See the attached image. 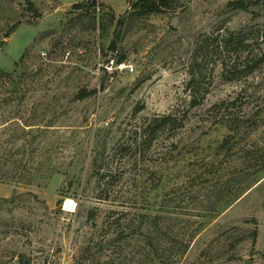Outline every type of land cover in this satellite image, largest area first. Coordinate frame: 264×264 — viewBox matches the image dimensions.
I'll list each match as a JSON object with an SVG mask.
<instances>
[{"label": "rangeland", "instance_id": "1", "mask_svg": "<svg viewBox=\"0 0 264 264\" xmlns=\"http://www.w3.org/2000/svg\"><path fill=\"white\" fill-rule=\"evenodd\" d=\"M30 1L0 0V264H264V61L240 69L264 43L221 47L264 35V0Z\"/></svg>", "mask_w": 264, "mask_h": 264}, {"label": "trees", "instance_id": "2", "mask_svg": "<svg viewBox=\"0 0 264 264\" xmlns=\"http://www.w3.org/2000/svg\"><path fill=\"white\" fill-rule=\"evenodd\" d=\"M244 0H233L229 1V5H232L233 7H238V5H242ZM27 7L28 9L33 10L36 16H39L38 10L35 8L33 2L30 0H27ZM86 4L94 6L95 0L84 2ZM82 2H77L72 4V8H80L84 5ZM134 8H136L141 13H149V12H159L163 11L165 9L173 8L174 6V0H135L132 4ZM12 30L5 34V38L8 37L11 34ZM118 29L114 31V35L118 36ZM247 36L258 39L260 38L261 41L264 43V35L254 33V32H243L242 30L232 34L229 33V35L224 36L222 38L221 47L225 49H236L237 46L244 43L245 38ZM3 41V40H2ZM29 48L26 47L21 54L19 60H17L14 64L15 66L18 65L20 62H23L28 53ZM122 57H120L117 60V63L122 61ZM251 61V62H249ZM261 61H264V46L262 48H259L257 52H251L249 53V56L246 59L245 66H242L243 68L240 69H255L257 65L260 64ZM234 69H237L235 65H233ZM241 71V70H239ZM0 75L3 76H9L10 73L4 72L0 69ZM90 93V92H89ZM84 90H80L77 94L78 99H82L86 97L87 94ZM190 105H196L199 104V98L201 99L204 95L202 91L199 90L198 87H191L190 86ZM183 113V112H182ZM184 115L180 114L178 110H175V112L171 113H165L162 115H157L153 117H146L143 120V123L141 124V128H137L134 131V137L133 142L135 147L143 148L144 143L148 140H151L152 136L155 133H161L163 130L168 131H175L178 127L181 126V123L183 122ZM158 135V134H156ZM103 155L100 153L99 155H95L93 157V167H94V173H95V180H96V187L100 189L101 191L105 192L107 190V187L112 183L113 175L111 174V169L103 167L102 165ZM21 258H19V261ZM14 263L19 264L20 262Z\"/></svg>", "mask_w": 264, "mask_h": 264}, {"label": "built area", "instance_id": "3", "mask_svg": "<svg viewBox=\"0 0 264 264\" xmlns=\"http://www.w3.org/2000/svg\"><path fill=\"white\" fill-rule=\"evenodd\" d=\"M120 64H121V63H120ZM129 69H130V70L133 69L131 65H129ZM74 208H75V204H67V206H66L65 209L68 211V210H74Z\"/></svg>", "mask_w": 264, "mask_h": 264}]
</instances>
